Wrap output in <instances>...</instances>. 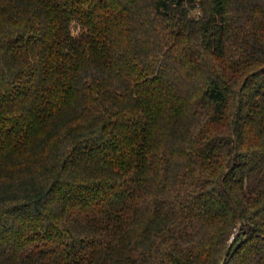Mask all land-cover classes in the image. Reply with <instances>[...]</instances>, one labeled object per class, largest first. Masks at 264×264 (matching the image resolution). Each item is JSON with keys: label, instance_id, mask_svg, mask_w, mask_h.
I'll return each mask as SVG.
<instances>
[{"label": "trees", "instance_id": "1", "mask_svg": "<svg viewBox=\"0 0 264 264\" xmlns=\"http://www.w3.org/2000/svg\"><path fill=\"white\" fill-rule=\"evenodd\" d=\"M0 264H264V0H0Z\"/></svg>", "mask_w": 264, "mask_h": 264}, {"label": "rangeland", "instance_id": "2", "mask_svg": "<svg viewBox=\"0 0 264 264\" xmlns=\"http://www.w3.org/2000/svg\"><path fill=\"white\" fill-rule=\"evenodd\" d=\"M78 31V28L74 27V32H77Z\"/></svg>", "mask_w": 264, "mask_h": 264}]
</instances>
